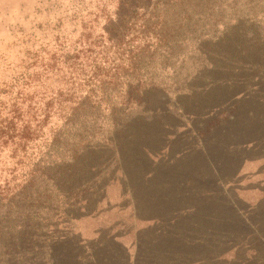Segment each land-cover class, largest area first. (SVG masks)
Instances as JSON below:
<instances>
[{"label":"trees","instance_id":"16d2710c","mask_svg":"<svg viewBox=\"0 0 264 264\" xmlns=\"http://www.w3.org/2000/svg\"><path fill=\"white\" fill-rule=\"evenodd\" d=\"M69 11L48 43L0 51V264H24L58 226L91 216L108 171L126 186L122 142L134 145V132L158 119L149 94L165 92L170 59L192 53L184 43H206L193 52L201 67L192 81L248 87L264 103V0H77ZM121 258L114 264H140Z\"/></svg>","mask_w":264,"mask_h":264},{"label":"rangeland","instance_id":"374dc122","mask_svg":"<svg viewBox=\"0 0 264 264\" xmlns=\"http://www.w3.org/2000/svg\"><path fill=\"white\" fill-rule=\"evenodd\" d=\"M75 1L0 0V51L7 43H48ZM199 44L206 43H184L192 53L183 69L170 59L161 80L165 92H150L158 119L134 132V145L122 142L129 182L123 186L110 171L104 176L112 181L99 207L111 210L75 214L69 229L58 226L38 260L30 255L24 264H88L92 258V264H114L127 253L140 264H264V103L248 87H215L209 76L192 81L201 67L193 53ZM107 233L116 243L102 238Z\"/></svg>","mask_w":264,"mask_h":264}]
</instances>
